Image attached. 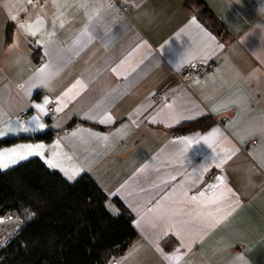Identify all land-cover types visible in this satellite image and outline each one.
<instances>
[{
	"label": "crops",
	"instance_id": "obj_1",
	"mask_svg": "<svg viewBox=\"0 0 264 264\" xmlns=\"http://www.w3.org/2000/svg\"><path fill=\"white\" fill-rule=\"evenodd\" d=\"M126 4L129 15L119 11ZM262 6L0 0V140L24 138L1 150L45 145L0 170L39 158L68 182L88 176L138 235L116 264H264ZM50 56L60 60L47 70L51 87L31 88ZM194 64L206 69L184 88L178 77ZM45 97L53 117L33 107ZM204 117L215 124L203 132L174 130ZM46 132L50 140L35 139Z\"/></svg>",
	"mask_w": 264,
	"mask_h": 264
},
{
	"label": "trees",
	"instance_id": "obj_2",
	"mask_svg": "<svg viewBox=\"0 0 264 264\" xmlns=\"http://www.w3.org/2000/svg\"><path fill=\"white\" fill-rule=\"evenodd\" d=\"M214 124L204 117L174 130L203 132ZM51 138L49 132L35 136ZM19 140H0V150ZM121 210L109 213L106 196L88 176L68 182L39 158L0 170V217L23 224L0 250V264H111L138 239L132 217Z\"/></svg>",
	"mask_w": 264,
	"mask_h": 264
},
{
	"label": "snow or ice",
	"instance_id": "obj_3",
	"mask_svg": "<svg viewBox=\"0 0 264 264\" xmlns=\"http://www.w3.org/2000/svg\"><path fill=\"white\" fill-rule=\"evenodd\" d=\"M32 0H29V3H31ZM11 19L15 21L17 18L15 16H12ZM42 24L41 20L36 21V26L38 27L39 25ZM20 29H23L27 32V34L35 36L37 35V32L32 30L33 25L31 24H26V23H21L18 25ZM89 38H91L89 36ZM45 55H50L49 53H45ZM60 60L58 57L52 58L50 56L49 62L46 64H42L40 67H37L34 69L36 74H44L47 72V70L51 68H55L58 66ZM48 76L44 75L42 76L41 82H47L48 81ZM79 84V81L77 82ZM38 82L34 81L31 83L30 87L35 88L37 86ZM51 103V100L48 97H45L41 103L34 104L33 107L39 111L40 113L47 115V105ZM61 110V102L60 99H57V109L56 111L59 112ZM103 123V121H100ZM31 124H33L37 129L43 130L44 129V124L40 122L39 117H33L32 120L30 121ZM25 131H28L27 128H24ZM77 133L73 132L72 135L76 136ZM100 139L107 140V137H100ZM185 143H191V141H185ZM45 149L44 144H36V145H25L22 147H13L10 149H4L0 150V169H5L7 167H10L11 165L18 163L22 159H26L30 155H43V150ZM55 167V165H52ZM78 173H73L70 175L68 178L73 179L75 175ZM205 194L203 192L200 193L199 197L193 196L191 199L193 201L197 200H202L204 198ZM211 202L216 203L218 202L215 198L211 200ZM178 252V250H177ZM238 259H242V257H238Z\"/></svg>",
	"mask_w": 264,
	"mask_h": 264
},
{
	"label": "built area",
	"instance_id": "obj_4",
	"mask_svg": "<svg viewBox=\"0 0 264 264\" xmlns=\"http://www.w3.org/2000/svg\"><path fill=\"white\" fill-rule=\"evenodd\" d=\"M133 6L131 4H126L122 7H119V11L123 15H129L132 11ZM29 46L34 47V41H29ZM206 69L205 66H201L199 64L192 65L188 70L184 71L181 75H179V81L182 87L186 88L188 84L193 81L195 78L199 77L203 71ZM160 95H155L153 101H156ZM49 116H54V108L49 107L47 109ZM29 117L28 113H21L19 115V120L21 122H25ZM22 222L15 218H10L7 220L0 221V250L10 242L12 238H14L22 228ZM112 264H116L113 262Z\"/></svg>",
	"mask_w": 264,
	"mask_h": 264
},
{
	"label": "clouds",
	"instance_id": "obj_5",
	"mask_svg": "<svg viewBox=\"0 0 264 264\" xmlns=\"http://www.w3.org/2000/svg\"><path fill=\"white\" fill-rule=\"evenodd\" d=\"M261 10H264V6L261 7ZM44 75H47L48 78L49 77L54 78L55 74L51 73V72H46L44 74H40L38 76H35L34 80L37 81L39 85H41L45 88H49V87H51L52 79L49 78L47 82H41L42 76H44Z\"/></svg>",
	"mask_w": 264,
	"mask_h": 264
},
{
	"label": "rangeland",
	"instance_id": "obj_6",
	"mask_svg": "<svg viewBox=\"0 0 264 264\" xmlns=\"http://www.w3.org/2000/svg\"><path fill=\"white\" fill-rule=\"evenodd\" d=\"M11 218H15V217H11ZM10 219V218H9ZM5 220H7V218L5 219ZM22 224V223H21ZM23 225V224H22Z\"/></svg>",
	"mask_w": 264,
	"mask_h": 264
}]
</instances>
